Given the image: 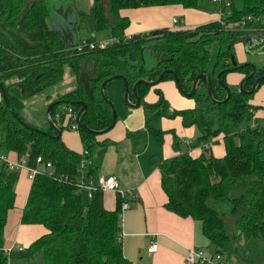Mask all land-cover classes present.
Here are the masks:
<instances>
[{
    "label": "trees",
    "instance_id": "trees-1",
    "mask_svg": "<svg viewBox=\"0 0 264 264\" xmlns=\"http://www.w3.org/2000/svg\"><path fill=\"white\" fill-rule=\"evenodd\" d=\"M224 2L215 1L221 11L219 20L191 28L162 26L141 33L144 35L125 37L128 18L120 14L119 9L170 3L195 7L197 0H92L82 14L89 34L73 40L48 24L49 13L52 20L54 15L46 0H0V83L4 86L3 79L16 76L18 80L9 84H16L13 87H18L22 97L28 96L56 82L62 73V64L66 63L76 81L71 89L56 98L83 101L85 107L79 120L91 129H101L110 120V107L98 87L101 80L111 74L125 77L128 96L132 99L130 88L139 77L154 79L162 69L173 70L179 92L186 95L194 76L204 72L212 98L221 100L225 88L216 79L219 70L224 83L227 67L244 75L252 71L242 82L241 89L229 86V96L224 101H212L199 79L195 90L188 95L194 101L188 108L167 111L168 103L156 87L158 98L152 103L143 99L148 85L139 83L136 92L144 108L145 123L161 114L179 115L182 125L194 126L196 139L201 144L221 135L224 151L220 156L203 151L191 156L184 149L156 160L160 187L166 195L164 207L198 220L210 247L194 249L204 254L217 252L225 264L229 263L230 255L236 256V264H259L264 258V114L255 115L251 110L264 111V106L252 104L254 92L246 90L255 77L264 74V64L253 63V69L251 62L236 61L232 53L238 36L264 26V0ZM97 30H105L113 37L102 48L88 47L84 42L101 40L96 37ZM213 39L217 48L211 67L206 69V43ZM79 43L83 44L76 49ZM144 51L152 58L149 66L144 65ZM170 70L161 80L172 79ZM262 82L264 79L256 88ZM4 92L8 106L17 114L19 106L15 99L5 89ZM104 95L109 98L105 90ZM63 104V110L54 104L49 111L50 119L59 129L72 121L66 114L67 107L74 113L79 107L78 103ZM252 119L254 123L240 125ZM73 125L80 137L81 152L69 150L59 137L49 136L53 133L50 126L45 134L22 126L0 95V148L12 150L17 157L25 155L29 166H39L35 161L39 155L42 161H49L53 169L52 174L43 171L34 174L20 214L21 222L41 223L47 231L21 249L4 250L3 226L13 203L12 186L17 172L0 163V264H8L11 258H30L37 251L42 257L40 264H139L122 254L120 203L125 198L117 193L114 207L107 209L102 204L100 190L94 189L83 201L80 190L74 185L77 177L91 176L89 160L95 148L104 143L95 140L93 132ZM159 134L156 130L158 140ZM175 140L173 134V143L177 144Z\"/></svg>",
    "mask_w": 264,
    "mask_h": 264
},
{
    "label": "crops",
    "instance_id": "crops-1",
    "mask_svg": "<svg viewBox=\"0 0 264 264\" xmlns=\"http://www.w3.org/2000/svg\"><path fill=\"white\" fill-rule=\"evenodd\" d=\"M211 3L212 5H204L202 0H197L195 7H184L178 3L144 5L122 8L119 12L128 18V24L124 29V34L128 36L162 26L191 28L203 22L219 20L221 12L218 11L215 1L211 0ZM172 17L180 19L178 26L172 24ZM249 33L247 37L244 36L247 38L244 41L248 43V46L250 42L255 46H258V43L264 44V26L254 28ZM258 50L260 52L257 51L259 52L257 55L264 56V45ZM249 62L257 66L264 64V62L258 63L255 60H249ZM230 71L232 70L225 72L224 80L228 86L233 87V84L227 80L234 77L233 73H229ZM155 87L169 103L167 111L171 108L192 107L194 104L192 98L179 92L173 79H163L154 85H149L143 96L146 102L152 103L158 98ZM129 99L133 100V97ZM251 103L264 106V102L251 100ZM119 104L123 111L122 115L116 114L113 125L106 131L94 133V139L104 144L101 146L103 147L101 151L97 150L101 147L95 148L91 155L89 163L92 167V174L90 178L94 179L97 174L113 175L118 186L124 191L123 197L127 202V207L120 213L122 229L120 243L122 254L126 258L139 264H184V256L189 248L205 250L209 247L208 241L201 232L198 220L190 216H180L164 207L166 195L160 187L156 160L172 156L184 149L191 156H197L202 151L212 156H220L224 151L221 135L211 137L206 147V143L201 144L196 141L194 126L192 124L182 125L179 115L161 114L153 116L145 123L143 106L142 118L137 111H131L133 107L127 106L125 101L121 100ZM253 110L255 115L263 116L264 114L261 108ZM132 112L138 116L136 117ZM69 128L72 130H68ZM156 130L160 132V140L155 135ZM173 134L177 139L175 140L177 144L173 143ZM59 139L69 150L82 151L80 137L72 121L60 129ZM0 153L8 155L11 159L17 157L12 150L6 151L0 148ZM102 153L107 154L109 162L104 161ZM95 154H101V157ZM13 171L17 172V176L12 186L13 203L6 214L3 226L2 248L4 250L21 249L47 231L41 223L20 221L30 179L27 177L26 168ZM79 190L81 194L82 191L84 192V197L87 199L86 190L83 188ZM116 195L117 191L114 189H103L101 191L103 206L107 209L113 208ZM150 241L157 245L154 250L147 251L146 247ZM37 253L38 251L32 257L25 259L22 264H28L30 259L32 264H40L42 257L41 254L39 257ZM15 259H9L8 264L14 263Z\"/></svg>",
    "mask_w": 264,
    "mask_h": 264
},
{
    "label": "rangeland",
    "instance_id": "rangeland-1",
    "mask_svg": "<svg viewBox=\"0 0 264 264\" xmlns=\"http://www.w3.org/2000/svg\"><path fill=\"white\" fill-rule=\"evenodd\" d=\"M92 0H46L47 3H50L49 7L51 9V14L53 16V20L51 18V15L49 13L48 17V24L59 31L63 36L67 38H72L73 40H76L78 36H87L89 34V29L85 26V23L82 22V14L87 11L91 4ZM204 5H212L211 0H202ZM180 4V3H178ZM185 7V6H184ZM220 11V10H219ZM229 26V25H228ZM225 28H228L227 26ZM233 29V28H232ZM253 31V30H252ZM159 33V32H157ZM96 37L101 40H108L111 39L113 36H108L105 30H97L95 31ZM250 34V33H249ZM144 35V34H141ZM156 35V34H155ZM158 35V34H157ZM248 35V34H247ZM126 37V35H124ZM246 34H243L242 37L238 36L235 39V43L233 46V58L236 61L239 62H244V61H249V60H255L258 63H263L264 62V56L257 55V53L260 52L258 50L259 47H263V45H258L255 46L254 44H251L248 46V43L244 41V39H247ZM92 39L91 41H93ZM249 41V40H248ZM107 44V43H106ZM104 47V46H103ZM102 48V47H100ZM206 48L208 49V54H207V61L205 63V68L209 69L211 67L212 61L214 59V55L216 52L217 48V42L215 39L209 41L206 43ZM79 49V48H78ZM259 51V52H257ZM264 55V53H263ZM143 61L144 65L149 66L152 63V58L149 55L148 51H144L143 53ZM230 60V59H229ZM229 71V70H228ZM60 78L54 82L53 84H50L46 87H44L42 90L39 92H36L34 94L24 96L23 97L18 93V87H13V84L18 78L16 76H12L4 80V83H6L4 86L2 85L3 89H5L6 92H8L9 96L11 95L13 99H15V103L19 106L17 108V114L12 110L10 106H8V99L5 95L6 102H7V107L11 109L9 111L10 113L13 112L15 116L18 117L19 120H22L24 123H31L36 125L35 127L41 128L43 130H46L48 128V122L45 118L44 111L47 103L50 100L57 99L56 96L61 94L62 92L69 90L72 88L75 84V76L73 75L72 71L70 70V67L68 64L63 63L62 64V71H61ZM226 73H228L226 71ZM229 73H233L232 78L227 79L229 80L231 84H233V87L238 88V82L240 79L244 76V74L240 71L237 70H232ZM238 77V78H237ZM161 80V79H160ZM171 80V79H170ZM13 81V85H10L9 82ZM106 93L108 94L109 99L112 101L113 106L115 108L116 114L118 116L122 115V109L120 107L119 101L123 100V86H122V81L120 78H113L108 80L105 83V89ZM5 93V92H4ZM1 95V93H0ZM2 97V96H1ZM252 101L254 102H264V82H262L254 91V95L251 98ZM21 102V106H20ZM126 104V103H125ZM66 105V104H65ZM169 105V103H168ZM58 109L63 110V103H58L56 104ZM130 108V107H129ZM188 108V107H186ZM177 109V108H176ZM9 110V109H8ZM131 111H137L140 116L143 118V110H142V105H137L133 108L130 109ZM252 113L254 114V110H251ZM134 115L136 113L132 112ZM12 114V113H11ZM14 116V117H15ZM138 115H136L137 117ZM17 119V120H18ZM18 120V121H19ZM19 123L24 126L20 121ZM155 121L153 122V124ZM254 123V119L251 121H242L240 123L241 126H244L246 124H252ZM33 126V125H32ZM68 130H72L69 128ZM151 136V135H150ZM152 138V137H151ZM196 139V138H195ZM193 140V139H192ZM151 141H153L151 139ZM197 141V140H196ZM202 148V147H201ZM104 154V161L109 162L107 159V154ZM99 155V156H97ZM101 154H95L97 157H101ZM96 157V159H97ZM82 200L85 201L86 198L84 197V192L82 191ZM228 231L231 232L230 225H228ZM210 247H207L206 250H208ZM38 256L40 257V252L37 253ZM229 263L228 264H236V256L230 255L228 258ZM25 259L24 258H16L15 262L12 264H22L24 263ZM30 262L28 264H32V260H29ZM259 264H264V258L260 260Z\"/></svg>",
    "mask_w": 264,
    "mask_h": 264
},
{
    "label": "water",
    "instance_id": "water-1",
    "mask_svg": "<svg viewBox=\"0 0 264 264\" xmlns=\"http://www.w3.org/2000/svg\"><path fill=\"white\" fill-rule=\"evenodd\" d=\"M142 48H140V52L142 51ZM140 56H142L140 54ZM230 62L231 64L234 63V59L231 57L230 58ZM248 61H244V63H246ZM252 66H253V69L255 68V64H253V62H251ZM227 71L228 70H233V67H227L226 68ZM167 70H170V69H162L154 79H145L143 77H139L137 79H135L131 85V88H130V92L132 94V97H133V100H130L128 98V89H127V82H126V79L125 77L122 75V74H119V73H114V74H111L105 78H103L99 84V87H98V91L99 93L101 94L102 98H105L107 100V103L109 104V107H110V120L109 122L107 123V125H105L104 127H102L101 129H91L89 127H87L86 125H84L80 120H79V115L81 113V111L84 109L85 107V103L81 100H66V99H53V100H50L46 107H45V111H44V115H45V118L48 122V125L51 127V129L53 130V133H49V136L53 137V138H58L59 135H60V129L59 127L50 119V116H49V111H50V108L52 105L54 104H57L58 102L60 103H78L79 104V107L78 109L75 111L74 113V117H73V121L75 122V124L78 126V127H82L84 128L85 130L87 131H90V132H93V133H100V132H103V131H106L107 129H109L114 121H115V116H116V111H115V108L113 106V103L112 101L105 97L104 95V85L105 83L110 80V79H113V78H120L121 81H122V86H123V99L125 101V103L127 104V106H130V107H135L137 105H139V96L136 92V87L139 83H143V84H146V85H154L156 84L162 77V75L167 71ZM171 74H172V79H173V82L175 84V86L177 87V89L179 88V84H178V80H177V77L174 73L173 70H170ZM221 72V70H219L217 73H216V79L218 81V83L225 88V96L224 98H222L221 100H216V99H213L212 96H211V93H210V89H209V86H208V83H207V80H206V76H205V73L204 72H200V73H197L192 82H191V86H190V89L185 93L187 96L190 95L196 88V84H197V81L200 79V81L202 82L203 84V87L207 93V95L209 96V98L212 100V101H224L226 100V98L229 96V86L228 84L224 83L223 81L220 80V77H219V73ZM253 74V72L251 71L250 73H248L247 75H244L240 81L238 82V88L241 89V86H242V82L244 80H246L247 78H249L251 75ZM264 79V74H260L259 76L255 77V79L253 80L252 84H251V87L250 89H247L246 91L247 92H254L255 89H256V85L257 83ZM0 93H1V96H2V99L4 101V104L7 105V102H6V98H5V93H4V89L0 83ZM9 111H11L10 108H8ZM13 116H15V114L13 112H11ZM16 119H18L17 116H15ZM19 120V119H18ZM25 127H28L34 131H38V132H41V133H47L45 130L43 129H40L38 127H35V126H32V125H29L27 123H24L22 120H19Z\"/></svg>",
    "mask_w": 264,
    "mask_h": 264
},
{
    "label": "built area",
    "instance_id": "built-area-1",
    "mask_svg": "<svg viewBox=\"0 0 264 264\" xmlns=\"http://www.w3.org/2000/svg\"><path fill=\"white\" fill-rule=\"evenodd\" d=\"M213 1L220 2L221 0H213ZM229 2L230 0H225L224 3L229 4ZM247 17L250 18V15H247ZM171 21L174 26H178L180 23V19L177 17H172ZM130 36L131 35H128L126 37H130ZM84 43L87 44L88 47H93L94 45H96L97 47H103L106 45V43H108V40L88 41ZM82 44L83 43H79L75 48L76 49L81 48L80 46ZM66 114L70 116L73 122L74 111L70 107H67ZM35 161L36 163L37 162L39 163L40 167L38 165H30V166L27 165L25 155H20L15 159H11L8 157V155L4 153H0V163L4 164L9 170L26 168L27 177L30 179V181L36 172L43 171L46 174L53 173V169L49 161H42V158L39 155L35 157ZM74 185L78 190L81 188L85 189L86 195L88 197L91 196V193L94 189H98L100 191H102L103 189H114L117 191L119 195L123 196L124 194L123 189H121L118 186V183L113 175L97 174L94 179L90 177L89 178L77 177V179L74 181ZM126 207H127L126 200H122V202L120 203V209L122 210ZM156 245L157 244L155 242L150 241V243L146 247V250L152 251L156 248ZM219 256L220 254L217 252L204 254V252H202L199 249L189 248L184 256V264H225L219 258Z\"/></svg>",
    "mask_w": 264,
    "mask_h": 264
}]
</instances>
